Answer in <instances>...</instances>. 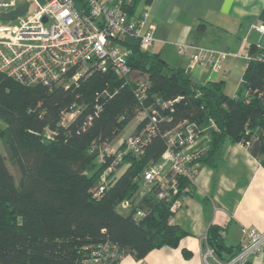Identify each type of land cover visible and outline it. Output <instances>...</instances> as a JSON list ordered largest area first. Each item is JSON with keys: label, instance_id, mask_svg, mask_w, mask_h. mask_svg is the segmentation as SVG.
<instances>
[{"label": "trees", "instance_id": "16d2710c", "mask_svg": "<svg viewBox=\"0 0 264 264\" xmlns=\"http://www.w3.org/2000/svg\"><path fill=\"white\" fill-rule=\"evenodd\" d=\"M250 53L234 95L224 90L222 81L200 84L184 68L163 61L160 52L140 45L128 62L148 75V103L180 97L162 121L163 129L188 119L202 130L212 120L216 128L202 130L204 135L211 132L209 155L225 141L241 142L264 167V59L258 57L263 50L252 46ZM72 105L76 115L62 124V113ZM138 108L134 84L112 70L91 69L76 82L53 88L0 72V121L6 123L0 126V137L21 173L17 184L0 149V264H87L100 247L105 252L99 264H121L127 255L140 260L163 247H181L191 257L184 244L189 232L170 223V205L187 180L181 179L177 194L159 199L153 191L142 195V182L136 179L150 162L160 160L166 147L161 134L153 135L142 155L127 154L126 169L112 178L102 197L94 196L108 161L101 163L91 148L112 142ZM46 128L54 131L52 138L44 136ZM126 198L132 203L129 212L119 208ZM139 209L146 215L135 218ZM207 243L223 260L240 247L227 246L216 225L210 227Z\"/></svg>", "mask_w": 264, "mask_h": 264}, {"label": "built area", "instance_id": "2783aa9c", "mask_svg": "<svg viewBox=\"0 0 264 264\" xmlns=\"http://www.w3.org/2000/svg\"><path fill=\"white\" fill-rule=\"evenodd\" d=\"M24 3L28 8L22 15L10 20L2 17V13ZM134 4L135 0H83L80 5L76 0H0V72L27 84L41 83L53 88L76 82L91 69L112 70L120 79L134 84L139 107L136 118L142 126L119 145L103 142L91 148L101 163L108 161L94 196L100 198L105 194L127 154L142 155L153 135L161 134L166 147L160 160L150 162L136 179L142 182V195L153 191L159 199L177 194L181 179H186L181 195L170 205V211L176 213L183 206L182 194L197 184L198 163L209 154L211 145L203 138L202 130L207 129H199L194 121L184 119L170 129L161 127L180 97L147 102L148 75L130 66L128 58L134 47L127 45L125 39L132 36L141 49L151 50L157 40V25L149 20L146 11L130 12ZM253 27L264 34L263 23ZM258 47L263 50L258 57L264 59V45ZM178 51L190 54L191 68L203 66L213 72H226L224 62L230 56H244L249 62L252 59L250 50L243 55L197 43H179ZM75 115L72 105L62 113L61 123L66 124ZM209 125L216 128L212 120ZM43 134L52 138L54 131L46 128ZM131 207L129 198L119 204L123 212H129ZM145 215L146 210L139 209L135 218ZM103 252L102 247L94 250L87 264H99ZM261 254H264V228L244 226L239 251L233 257L219 260L214 249L207 245L204 260L207 264H211V258L218 264H249Z\"/></svg>", "mask_w": 264, "mask_h": 264}, {"label": "crops", "instance_id": "0c3cea01", "mask_svg": "<svg viewBox=\"0 0 264 264\" xmlns=\"http://www.w3.org/2000/svg\"><path fill=\"white\" fill-rule=\"evenodd\" d=\"M130 11L149 13V20L157 25V40L151 50L160 54L168 45L176 48L179 43L243 55L252 46L264 45V34L253 27L264 24V0H135ZM183 56L184 63L171 66L184 68L196 82L220 80L225 90L226 80H237V90L226 92L234 95L240 90L248 66L244 56L228 57L226 72L191 68L190 54ZM210 134L203 135L209 143ZM198 167L197 184L182 194L183 206L170 217V223L189 232L184 244L191 257H186L181 247H163L140 260L124 256L121 264H207L204 251L212 225L219 227L227 246L240 245L244 226L264 228V167L245 145L225 141L218 152L199 161ZM209 261L218 264L212 258ZM249 264H264V254L254 256Z\"/></svg>", "mask_w": 264, "mask_h": 264}, {"label": "rangeland", "instance_id": "374dc122", "mask_svg": "<svg viewBox=\"0 0 264 264\" xmlns=\"http://www.w3.org/2000/svg\"><path fill=\"white\" fill-rule=\"evenodd\" d=\"M161 57L169 65H179L181 63H184V56L179 53L178 47L175 48L174 46H171V45H168V49L165 48L164 50H162ZM255 57H256V55H255ZM248 64H249V61H248ZM208 69H210V68H208ZM137 70L138 69H136V71ZM141 72H143V71H141ZM143 73H146V72H143ZM138 74H139V72H138ZM188 74H190V73L188 72ZM226 81H227V84L225 86V91L235 92L237 90L236 88H237V82L238 81L237 80H230V79H228ZM203 82H205V80ZM137 125H138V119L135 117L129 124H127V126L124 129H122V131L118 135H116L114 137L112 144L119 145V144L123 143L125 141V139H127L130 136V134H132L135 131V128ZM0 126L2 128H4L6 126V123L3 121H0ZM209 127H210L209 124L207 126H205L206 129H210ZM207 138H208V136H207ZM0 149L7 156V163H8L9 169L14 174V176L16 178V182L18 184L20 182V178H21L20 170H19L18 166L16 165L15 161L12 158L8 157L6 149L4 147V144L1 140V137H0ZM126 167H127V162L123 163L119 167V171L117 172L116 176H118L120 173H122L126 169ZM214 252H215L216 258L221 260L219 257H217L218 255H217L215 250H214Z\"/></svg>", "mask_w": 264, "mask_h": 264}, {"label": "water", "instance_id": "95a60500", "mask_svg": "<svg viewBox=\"0 0 264 264\" xmlns=\"http://www.w3.org/2000/svg\"><path fill=\"white\" fill-rule=\"evenodd\" d=\"M27 8H28V4L24 3L22 5H19L14 10L2 13V17L5 18V19H9V20L10 19H15L16 17L22 15L25 12V10H27ZM125 42H126L127 45H129L131 47H136L137 46V41L132 36H127L126 39H125ZM188 71H190V70H188Z\"/></svg>", "mask_w": 264, "mask_h": 264}]
</instances>
